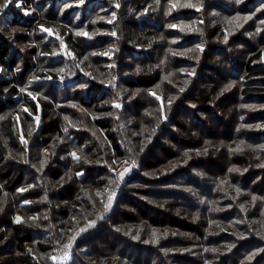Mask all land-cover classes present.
<instances>
[{"label":"rangeland","instance_id":"374dc122","mask_svg":"<svg viewBox=\"0 0 264 264\" xmlns=\"http://www.w3.org/2000/svg\"><path fill=\"white\" fill-rule=\"evenodd\" d=\"M129 1L84 0L81 4L80 0H36V5L38 6L46 5L49 9L57 8V19H54V22H56L54 23L55 27L38 26L40 35L46 37V43H50L53 49H57L54 51V54L47 55L49 62H51V59L52 61L56 60V62H52V65H57L59 69L58 78L49 79L51 85H53V88L55 86L57 88H60V85L63 86L61 88L64 90L63 97H65L68 96V88H64L67 84L75 87L83 83L79 88L73 90L69 88L70 96L73 97L77 94L79 96L77 100L85 99L86 102L90 103L91 100H86L88 99L87 91L92 88V85L97 83V91L99 90V95L105 94L104 101L108 103V109L96 113L94 108H91L90 111L81 112L85 116L81 117V119L77 115L74 119L73 116L66 115L60 118L61 122L65 121L67 123L71 119L75 122V125L69 127L71 132L75 133L72 139H80L79 135L82 133L91 136L84 139L81 137V140L85 141L82 146L72 145L66 138L56 137L55 135L48 140L47 144L43 145L39 138L44 114L42 107H39L42 105L39 100L42 92L31 91L30 87L46 80L39 76H35L36 78L29 76L26 82L27 87L20 86L23 98L26 100L29 98L36 103L39 107V112L33 113L25 103H20L17 105L18 107L10 108L6 114L0 116V122L6 119L5 116H11L14 119L19 136L20 149L9 156L10 163L17 164L21 168L25 167L27 171L25 185L16 194V196H19L17 198L19 199V205L14 206L15 209H18V211H13L14 221L17 222V217H19L21 218V222L23 223L24 221L25 225L30 229H42L40 231L37 230L35 236L39 238L44 237L45 239L42 238L40 240L41 245L49 249L47 252H42L37 251L33 246H29L30 253L37 264H65L69 259H64V253L67 252L70 259H73L74 253L72 255V251L78 249L82 236L89 228L93 227L90 225L97 226V224L111 222L115 224L117 231L120 230L123 235L128 237L130 244L127 242L125 245L123 243L119 244V239L116 236H110V244H104V248L108 250L107 254L113 251L116 252V250L122 248H126L130 252L135 247L139 253H141L139 249L141 248L144 251L143 255L149 254L155 260L167 259L165 264H264V197L257 190L252 191L248 189L246 183H244V178L249 172H252V176H249L250 181L253 177V180L249 182V186L263 181L262 175L256 176L253 172H261V168L264 170V143L260 141H248L246 137L249 138L248 135H251L252 132H256V135L264 137V120L259 119L257 122H254L247 119V117L250 118L248 115L251 110H264V102L242 107L244 109L241 110L237 122L233 124L231 121L233 125L229 124V131L233 136L227 140L222 137L221 132V139L218 138V143L214 142L210 144L219 148L218 152L214 153L210 150H202L204 158L199 163L190 162L192 157L188 156H191V154L186 155L187 158L184 160L185 157L183 155H185V151L180 152L183 155L175 159H170L161 154V152L154 153L152 159L157 164L156 168L165 169L164 173L158 171L152 174L156 168H153L151 172H147V168L144 166L146 158L143 159L144 150L138 156L140 160L137 158L133 160L128 157H120L119 152L113 150L110 146V141L106 139L105 133L107 129H105V133L99 130L104 135V138L101 136L100 143L91 134L98 131L94 127V124L97 125L98 120L103 123L104 121H110L108 124L115 127L114 129H110V132L113 134L125 131L126 128L124 127L132 124L136 119V111L146 114L147 106L141 102L145 97H147V100H145L146 104L152 105V102L154 104L159 102L162 109V120L160 122H162L163 126H158L159 123L154 124V129L150 130L153 134H158L162 131L159 127L163 129L169 128L170 120L173 117L172 113L170 115L167 113V108L165 107H173V102L175 101L174 111L178 113V116L184 117L183 119L189 124L191 129V125L187 120L188 117L184 115L188 107L191 106L185 102L184 96L187 89L194 88V80L199 79V65L202 62L200 54L206 49L203 31L200 28L203 18L192 11H206L211 5L207 3L205 6L204 4L202 5L203 0H197L190 7L180 6L190 4V0H172L171 2L147 0V5L143 9L133 12L125 10ZM213 1H216L217 5H212L211 9L215 10L216 18L220 20L218 14L220 1ZM252 1H255V5L257 4L256 6L258 7L264 2V0ZM17 3H19L18 0H13V3L7 7L0 6V19L1 17H7L12 9L17 8ZM233 3V7L237 10V13L230 17L229 13L224 12L222 21L231 26V33L237 35L236 42L241 41L240 43H242L243 39L247 42L249 40L250 46H246L245 44L241 46L247 47L246 52L248 55H251L254 47L264 48V40H262L264 38V13L261 15L264 8L246 14L240 6L243 0H240V2L234 1ZM117 4H119V7L116 6ZM174 4L176 7H173ZM184 8L187 15H184V11L179 12V10ZM229 9L226 10L230 12ZM28 13L30 14V12ZM159 14L164 16L162 22L159 19L156 20ZM147 18L151 26H157L155 24L158 22L164 25L161 38L165 37L168 43L173 38L169 39L167 37L168 35L166 34L168 33L166 31L168 29L173 31L174 35L182 36L179 38L181 43H184L186 39L192 38V35L197 36L194 39V43L192 40V46L184 47V50L190 52L191 58L195 59L196 64L182 69H177L173 66L176 70L174 73L177 71L186 72V74L190 75L191 79H180L183 83V85L178 86L180 94L170 96V99H167L164 93L158 94L157 90L154 89L149 91L130 90L126 88L121 78L122 76L129 75L130 71L128 69H141L145 58L153 60L148 56V54L153 52L152 47H133L131 45L133 42L127 38V34L131 33L130 30H136L138 27L141 28V24L146 25L144 23L147 21ZM250 20L254 21L252 26ZM71 22L76 23L75 25H80V27H73L70 24ZM245 22L249 24H244ZM171 25H175L176 27H172ZM43 29H47L48 31H44ZM77 33H87V36L77 35ZM226 35L227 37L225 36V38H228L230 34L226 33ZM69 38L71 41L76 40L77 42L81 38L82 44L88 45L86 47L87 50L85 49L87 56L79 58L76 46H73L69 42ZM173 53L176 54V52ZM132 55L136 56L135 61L131 59ZM184 57L187 56L184 55ZM158 58L160 60L157 59V63L161 65L163 71L171 73L173 68L168 69L169 66H172L169 62L172 61L173 63L176 58L171 54V50H163V53L159 54ZM150 62L148 61L145 64H149ZM262 63L264 64V62ZM155 66L153 69H157ZM241 67L242 64H240L239 70L242 74L241 77H244V70L242 72ZM2 76H4V73L2 72V68H0V77ZM8 77L11 78V75ZM233 84H236V82H233ZM184 85H188L189 88ZM239 85H241L240 78ZM103 89H105V93ZM159 89L162 91L163 88L159 87ZM43 96L45 95L43 94ZM157 97H160V99H157ZM128 98L130 102H128ZM43 102L47 103L48 99L44 98ZM128 103L132 104L131 108H129ZM66 104L63 107L70 109L69 106L72 104ZM117 104L120 107H116L115 105ZM159 105L157 104L156 106ZM240 107L241 105L239 104ZM124 108L129 110L128 120L124 117ZM198 109L200 108L195 107L196 111ZM247 110L248 112L244 114L243 111ZM25 116H28V118ZM203 118L208 119L206 114H204ZM90 120L91 123L93 122V128L88 127ZM211 126L214 127L212 124ZM118 133L117 137L119 136L122 149L125 150L127 146L126 142L122 140V137L120 138ZM126 133H128L127 129ZM206 133H210V130ZM198 135L203 142L202 146L204 148L208 145V142L213 141L206 139L200 133ZM97 137L99 138V136ZM168 138L166 136L161 144L169 146V143H166ZM143 140V146L146 148L150 140L146 136ZM221 148L223 150L219 152ZM98 150L106 153L105 158L110 161V170L106 171V168H103L106 165L105 163L98 160L91 161L94 156H97L93 152ZM72 153H75L80 159H75ZM145 157L150 156L145 153ZM133 162L135 163V167H132ZM94 165H102L101 170H104V178L108 185L106 187L93 188V190L90 186L80 183L76 186L73 197L68 202L61 201L60 203L61 206H64L65 203L69 205L71 216L69 213L62 215L61 212L57 211V206L55 205L57 200L56 198L55 200L53 199L52 192L59 190L64 185L67 175L71 178H79L81 174L78 175L80 173L77 172L78 170L81 168L87 170ZM173 167L177 170H173ZM125 168H131V171L127 172L121 181L119 180V176L120 173L124 172ZM57 169L62 170V175L58 178L54 176ZM138 169H140V173H138ZM141 169L143 170L141 171ZM179 171L184 174L178 175ZM190 173L201 176L199 188L196 186L195 181L191 180L192 183L188 182L187 177ZM143 176H146L148 179H155L156 182L161 178L165 183L164 187L168 190L166 192L167 196L173 199H176L175 197L179 196L178 193L181 192L187 191V193H193V198L198 202L194 205L196 207L188 206L190 203L186 204L183 201H181V205L184 208L188 207L192 210H197L189 211L195 215L196 219H201L203 223L208 218L209 226H202L205 233L203 239L195 242L199 238L197 239L196 235L192 233L183 232L171 227L152 226L144 220H126V223L118 220V223L115 222L114 215L123 219L122 215H120V209L127 208L130 210L131 207L126 200H130L137 195L133 192L140 189L139 192L142 193L144 191H141V189H147L148 182L144 183L142 181V184L139 183L138 185L136 182ZM177 180H182L179 182L183 184H178ZM79 182L81 181L79 180ZM86 186L87 189L85 188ZM168 187L178 188L183 191L174 189L171 191L169 190L171 188ZM22 189L23 191H21ZM122 190L133 194L122 193ZM112 193L115 195L111 207L106 208L109 196ZM27 197L32 200L33 204H41V208L35 205L34 208L23 209L20 203L26 202ZM137 197L139 198L141 195H137L135 197L136 200ZM121 198L126 199V203H121ZM161 200H159L160 203H162ZM189 202H191L190 199ZM203 205L207 207L206 212H204L206 214L205 219H202V213L201 217H198L199 213L203 210ZM82 229L87 230L81 231ZM154 233L155 238L153 236ZM116 245L121 246L115 248ZM208 252L212 254L208 256ZM113 254L109 255L111 257L103 255L105 259H102V263L99 264H117L114 263L115 259L112 257L115 256V253ZM158 256H161V258H158ZM75 258H79V255L75 254ZM91 262L94 263V260L92 259Z\"/></svg>","mask_w":264,"mask_h":264},{"label":"trees","instance_id":"16d2710c","mask_svg":"<svg viewBox=\"0 0 264 264\" xmlns=\"http://www.w3.org/2000/svg\"><path fill=\"white\" fill-rule=\"evenodd\" d=\"M18 1L19 6L12 9L7 17H1L0 19V68H2V72L4 73V76L0 77V116L6 114L10 108L17 106L20 103H25L33 113H38L39 107H42V110L44 111L43 125L39 138L43 145L47 144L49 142L48 140L55 135L56 137L60 136L66 138V140L72 145L75 144L77 146H82L85 141L81 140V137L84 139L89 135L87 136L85 133H82L79 135L80 139H72L75 133L71 132L69 127L75 125V122H73L72 119L68 122L66 121L67 123H65V121L61 122L60 118L66 115L73 116L74 119L77 115L81 119V117H85L81 112L90 111L91 108H94L96 113L106 111V109H108V103L104 101L105 94L99 95V90L97 91L98 86H96L97 83L92 85V88L87 91L88 99H86L87 101L91 100V105L86 102L85 99L77 100L79 99L77 94L73 97L70 96L71 93L69 92V88L71 90L79 88L83 83L75 87L67 84L64 88H68V96L65 97H63L64 90L61 88L63 86L60 85V88H57V86L54 85L55 87L53 88L49 79H57L59 69L57 65H52V62H56V60L52 61L51 59V62H49L47 55L54 54V51L57 49H53L50 43H46V37L40 35L38 26L44 25L48 28L55 27L54 23L56 22H54V19H57V8L49 9L46 5L38 6L36 5V0ZM163 1L171 2L172 0ZM196 1L197 0H190V5L193 6ZM219 1L218 14L220 20L216 18L215 10L211 9L212 5H217L216 1L213 0L202 1V5L204 4V6L206 3L211 5L206 11H192L194 14L203 18L200 28L203 31L206 49L200 54L202 62L199 65V79L194 80V88L187 89L184 96L185 102L191 106L188 107V110L184 113V115L188 117L187 120L191 125V129L189 124L183 119L184 117L181 115L178 116V113L174 111L175 101L173 102V107H165L167 108V113L169 115L172 113L173 117L170 120L169 128L163 129L162 127H159L162 131L158 134H153L150 130L154 129V124L159 123L158 126H163L162 122H160L162 120V109L159 102L157 103L159 106H156L157 104H154V102H152V105L146 104L145 100H147V97H145L141 102L143 105L147 106L146 114H144V112L136 111V119L134 118L135 120L133 123L129 125L125 123L127 126L124 128L128 130V133H126L125 129L122 133L116 132L113 134L110 132V129H114L115 127L114 125L112 126L111 124H108L110 121H104L103 123L98 120L97 125L94 124V127L98 129V131L91 133L95 136L94 138L97 139L98 143H100L102 137L104 138L102 132L105 133V129H107L105 133L106 139L110 141L111 148L119 152L120 157H128L133 160L136 158L139 159L140 157L138 156H140L144 150L143 159L146 158L144 166L147 168V172H151L153 168H156L157 164L153 161L152 156L157 152H161V154H164L170 159H175L178 156L183 155V153L180 152L185 151L187 155L191 154V156H188L192 157L190 162L199 163L204 158L202 150H210L214 153L218 152L219 148L210 144L214 142L218 143L217 140L221 139V132L222 137L227 140H229V137L233 136V134H230L229 124H232L231 121L233 124L237 122L241 110L244 109H242V107L264 102V64L262 63L264 62V48L254 47L252 54L248 55L246 52L248 48L241 45L245 44L246 46H250L248 43L249 40L247 42L243 39L242 43H240L241 41L236 42L237 35L231 33V26L222 21V15L224 12L229 13V15H231L230 17L237 13V10L233 7V2H237V0ZM147 2V0H130L125 10L127 9L135 12L139 9H143L147 5ZM254 2L255 1L252 0H243L242 5L240 6L246 14L264 8V2H262L259 7L256 6L257 4L255 5ZM4 3L5 0H0V6ZM226 9H229L230 12ZM26 11L30 12V14L26 15ZM182 11L185 12H183L184 15H187L185 8L179 10V12ZM263 13L264 10L261 15ZM163 17V15L159 14L157 15L156 20L159 19L160 22H162ZM149 22L150 21L147 18V21L144 23L146 25L141 24V28L138 27L136 30H130L131 33L127 34V38L133 42L131 44L133 47H152L153 52L148 54V56L153 60H147L145 58L142 62L144 65L141 69H128L130 71L129 75H121V78L123 84L130 90L149 91L154 89L157 90L156 92L158 94L164 93L168 99L170 96L172 97L180 94V88L178 86L183 85L180 79H191L189 77L190 75L186 74V72L177 71L174 73L176 70L173 66L177 69H182L196 64L195 59L191 58L190 52L184 50V47L192 46V40L194 43V39H196L197 36L192 35V38L186 39L184 43H181L179 38L182 36L174 35V32L168 29L166 31V33H168L166 34L168 35L167 37L169 39L173 37L168 43L165 37L161 38V32L164 25L158 22L157 24L154 23L157 26H151V23ZM250 22L252 26L254 21L250 20ZM70 24L75 28L80 27V25H75L76 23L74 24L71 22ZM244 24L249 23L245 22ZM226 33L230 34L228 38H225V36L227 37ZM262 40H264V38H262ZM69 42L73 46H76V52L78 53L79 58L87 56L86 47H88V45H83L81 38H79V42L76 40L71 41L69 38ZM195 49H197V47H195ZM163 50H171V54L176 57L173 63L172 61L169 62L172 66H169L168 69L170 70L173 68L171 73L163 71L161 65L157 63V59L160 60L158 56L163 53ZM173 52H176V54ZM184 55L187 57H184ZM131 59L135 61L136 56L132 55ZM236 60L242 64L241 68L242 72L244 70V77H241L242 74L239 70L240 64ZM148 61L151 62L145 64L148 63ZM154 66L157 67V69H153ZM10 75L11 78L8 77ZM29 76H39L46 80L30 87L31 91L42 92L39 98L42 105L39 107L29 98L28 100L23 98L21 87H27L26 82L27 79H29ZM239 78L241 80V85H239ZM233 82H236V84H233ZM184 86L188 87V85ZM159 87L163 88L162 91ZM104 90L105 89H103V91ZM43 94L45 96H43ZM44 98L48 99L47 103L43 102ZM127 100L130 102L129 98ZM65 103L72 104L69 106L70 109L63 107ZM128 104L129 108H131L132 104ZM239 104L241 105L240 108ZM195 107L200 109L196 111ZM124 109V117L128 120L129 110L126 108ZM247 112L248 110L243 111L244 114ZM204 114L207 115V120L203 118ZM248 116H250V118L247 117V119L254 122H257L259 119L264 120V110H251ZM5 117L6 119L0 122V264H37L30 253L29 246H33L34 249L42 252H47L49 249L48 247L41 245L40 240H42V238L45 239L44 237L39 238L35 236L36 231L42 229H30L25 225L24 221L23 223L14 221L13 211H18L14 206L19 205V199H17L19 196H16V194L19 192L20 188L25 185L27 171L25 170V167L21 168L17 164L10 163L9 156L16 151H19L20 141L14 119L11 116ZM25 117L28 118V116ZM211 124L214 125V127H212ZM88 127L93 128V122L91 123V120L89 121ZM65 129H67V131H65ZM208 130H210V133H206ZM117 133L120 135V138L122 137V140L126 142L127 146L125 150L122 149ZM198 133L204 135L206 139L213 141L208 142V145L204 148L202 146L203 142L199 138ZM255 133L256 132H252L251 135H248L249 138L246 137L248 141H260L264 143V137L258 136ZM97 136H99V138ZM145 136L150 140L149 145L146 148L143 146V138ZM166 136L169 137L166 142L169 143V146L161 144ZM245 136H247V134H245ZM152 140L154 141L152 142ZM222 150L223 148H221L219 152ZM93 153L97 156H94L91 161L98 160L105 163L106 165L103 166V168H106V171L111 169L109 159L105 158V152L98 150ZM145 153L150 157H145ZM183 156L185 157L184 160H186L187 156ZM101 166L102 165H94L87 170L81 168L77 171L80 172L79 174L81 175L79 178L76 177V179L75 177L71 178L67 175L64 185L59 190L52 192V195L54 196L53 199L55 200L56 198L57 200L55 205L57 206L58 212H61L62 215L69 213L71 216L69 205H66L65 203L64 206H61L60 203L61 201L68 202L71 197H73L76 186L80 183L90 186L91 189L106 187L108 185L104 178V170H101ZM142 170L143 169H141V171ZM173 170L176 171L177 169L173 167ZM260 170L261 172H253V174L256 176L262 175V182L256 184L253 183V185L249 186V182L253 180L252 177V180L250 181L249 176H252V172H249L244 178V183H246L248 189H251L252 191L257 190L264 197V170L263 168ZM158 171L164 173L165 169L156 168L152 174ZM138 173H140V169H138ZM177 174L183 175L184 173L179 171ZM60 175H62V170L57 169L54 176L58 178ZM187 178L188 182L193 180L196 182L197 187L200 186L202 179L200 175H192L190 173ZM79 180L81 182H79ZM142 181L144 183L148 182L147 189H141V191H144L142 193L139 192L140 189L139 191L133 192L137 195H141V197H137V200L135 199L137 195L133 197L134 199H125L131 208L130 210L127 208L120 209V215H122L123 219L114 215L113 217L116 223H118V220L123 223H126V220H144L152 226L171 227L183 232L192 233L196 235L197 239L199 238L195 242H199V240L203 239L205 233L202 226H209L208 218H204L206 215L204 212H206L207 209L206 205H203L202 212L198 211L200 212L198 217H201V213L203 214L202 219H205V222L203 223L201 222V219H196L195 215L189 211L197 210H192L188 207L184 208L181 205V201H183L186 204L190 203L188 206L191 205L192 207H196L194 205L198 202L193 198V193L188 192L189 195L187 191L181 192L178 193L179 196L177 195L175 197L176 199H173L172 197L167 196L166 192H168V190L164 187L165 183L161 178L157 180V183L155 179H148L146 176H143L136 181L137 185L139 183L142 184ZM177 181L178 184H183L179 182L182 180ZM87 186L85 187L86 189ZM173 189L183 191L174 187L169 190L173 191ZM122 193L130 194L131 192L122 190ZM26 199V202L20 203V205L22 204L23 209H28L30 207L34 208L35 205H38L39 208H41V204H33L32 200L28 197ZM121 199V203H126L123 198ZM160 199H162V203L159 202ZM189 199L191 202H189ZM36 213L38 212L36 211ZM116 229L115 224L111 222H104L89 228L82 236L78 249L72 251V255L74 253L73 259H69L65 264H99L102 263V259H105L103 255L111 257L109 255H114L113 253H115V256L112 258L115 259L114 263L117 264H121L122 262L123 264H165L167 259L162 258V260H155L154 257L149 254L143 255L144 251L141 248H139L141 253H139L135 247L130 252H128L126 248L120 247L122 249L107 254L108 250L104 248V244H110V236H116L119 239V244L123 243L125 245L126 242L130 244L128 237L123 235L120 230L117 231ZM119 246L121 245H116L115 248H118ZM75 254L79 255V258H75ZM211 254V252H208V256ZM158 258H161V256H158ZM92 259L94 260V263L91 262Z\"/></svg>","mask_w":264,"mask_h":264},{"label":"snow or ice","instance_id":"6c2138e0","mask_svg":"<svg viewBox=\"0 0 264 264\" xmlns=\"http://www.w3.org/2000/svg\"><path fill=\"white\" fill-rule=\"evenodd\" d=\"M84 2V0H80V3L82 4ZM237 2H240V0H237ZM13 3V0H5V3L2 5V7H7L9 4ZM16 6H19V3H17ZM117 7H119V4L116 5ZM180 6H192V5H180ZM173 7H176V5L174 4ZM25 14H29L28 12H25ZM172 27H176L175 25H171ZM44 31H48L47 29H43ZM49 34H51L49 32ZM114 34V33H113ZM77 35H85L87 36V33H77ZM29 95H31V93H29ZM33 99H35V97H33ZM157 99H160V97H157ZM116 107H120L119 104L115 105ZM25 111H27V109H25ZM37 122H38V118H37ZM65 131H67V129H65ZM26 142V141H25ZM73 157L77 160H79L80 158L76 156L75 153H72ZM185 155H187V153H185ZM132 167H135V163L133 162V165ZM131 171V168H125L124 169V172L120 173V176H119V180H123L124 178V175ZM79 175V173H78ZM23 191V189L21 190ZM114 193H112L110 196H109V199H108V204L106 205V208H110L111 207V204H112V200H113V197H114ZM33 219H35V217H33ZM17 222H21V218L17 217ZM90 226H94V225H90ZM87 229H82L81 231H86ZM154 238H155V233L153 234ZM74 239V238H73ZM64 259L67 260V259H70V256L68 255V253H64Z\"/></svg>","mask_w":264,"mask_h":264}]
</instances>
